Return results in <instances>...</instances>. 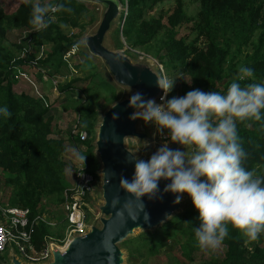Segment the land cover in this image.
I'll return each instance as SVG.
<instances>
[{"label":"trees","instance_id":"1","mask_svg":"<svg viewBox=\"0 0 264 264\" xmlns=\"http://www.w3.org/2000/svg\"><path fill=\"white\" fill-rule=\"evenodd\" d=\"M40 1L26 0L11 13L0 6V171L4 183L11 186L9 204L28 207L33 218L42 214L44 199L58 214L56 231L44 221L34 225L31 242L37 252L49 235L55 239L63 236L66 222L61 204L67 163L62 155L66 149L62 137L50 136L54 116L48 114L50 104L45 101L50 100L49 94L36 98L24 91L14 92V70L31 63L56 72L64 49L74 43L64 27L85 26L82 20L91 7L78 0H51L52 12L43 9ZM165 1L173 2L171 12L156 9V14L146 15ZM185 1L126 0V13L121 11V24L115 31L117 37L122 34L126 53L131 49L151 53L178 79L177 125L183 126L185 118L202 113L211 96H217L224 115L231 114L229 120L204 125L198 137L201 143L209 136L221 142L219 151L205 153L217 162L209 168L218 178L212 194L228 209L216 218L202 206L205 197L120 245L127 249L130 264H159L150 259L164 247L171 251L175 245H179L181 259L175 256L174 261L169 258L163 264H264V0H189L198 2L193 16L186 13ZM89 20L93 21L92 16ZM183 22H191V37L177 36L176 27ZM13 28L26 31V40L13 43L23 50L22 57L5 42ZM43 41L51 44L50 50L43 57H33L29 44L39 46ZM116 45L122 43L116 41ZM79 53L82 60L75 66L86 74L57 83L58 92H72L77 83L89 81L82 92L100 85L111 95L106 102H112L115 84L101 76L94 57L85 49ZM171 95L168 92L170 104L174 101ZM91 103L88 94L73 106L78 115L76 129L85 130L88 137L81 141L70 133V141L84 146L80 155L95 174L99 162L93 141L99 113ZM211 238L221 245V253L211 251L207 241ZM204 251L210 255L198 256Z\"/></svg>","mask_w":264,"mask_h":264},{"label":"rangeland","instance_id":"2","mask_svg":"<svg viewBox=\"0 0 264 264\" xmlns=\"http://www.w3.org/2000/svg\"><path fill=\"white\" fill-rule=\"evenodd\" d=\"M24 1L26 0H0V6L5 9L6 13H11L15 11L18 5ZM50 1L51 0H41L40 2L43 4V9H51V11L54 12V6H49ZM90 6V12L85 16V19L82 20L85 23V26H76L72 28L64 27L65 34H67L68 37H71L74 43L70 47L64 49L62 53L63 62L60 68L55 72V70L45 67L40 68L39 66L31 63L24 64L26 65V67H24V65H21L14 70L16 72L15 75H18V78H15V81L12 85L14 92L20 93L21 91H24L36 98L37 96L46 97L47 94H49L48 98L50 100L45 99V101L50 104L48 114L54 116V120H52V134H50V136L62 137L64 140L63 144L66 151L62 156L67 163V166L65 167V185L68 189L73 185L76 168H83L89 172H92L93 170L91 166H88L87 164V166L84 165V158L80 155V152L85 149L84 146L79 145L77 147L70 141V133H74L73 130L77 128L76 125L78 117L73 106L77 102L83 100L88 94H90L92 100L91 104L95 109L98 110L99 113L96 122L97 126L102 112L111 104L124 97L127 93L131 92L130 88L119 86L113 82L112 78L107 72V69L105 68V66H103L101 60L97 57L93 58V61L97 65V71L101 74V76L109 79L116 86V97L112 98V102H106L105 98L110 97L111 95L109 91H106L100 85L96 87L94 85H91L90 89H88L85 93L82 92L83 88L89 85V81L77 83L75 89L72 92L68 93H59L56 89L57 83L62 84L73 77H83L86 74L79 68H76L75 65L82 60V56L79 51L85 49L83 41L84 36L89 34L95 28L100 19V6L96 4H90ZM156 9H164L168 12H171V10L173 9V2L171 3L169 1H165L163 3H160L155 9H151L146 15L156 14ZM185 10L188 15H195L198 11V2L186 0ZM90 16H92L93 21L89 20ZM120 24L121 21L119 22L118 16L117 18H115L112 26L110 27V30L107 32L105 40L106 45L112 50H120L121 52L126 54L132 61H136L139 59L149 60L153 64L154 70L160 75V68H162L166 75L167 84L169 82L167 88V103L170 104L168 102V92L172 94L171 96H173V103L178 102V79L176 77L175 79L172 78V76L169 75L168 72H166L165 67H163L162 64L158 62L157 58H154L151 53H144V51H142L141 49L130 50L129 53H126L125 50L128 48L126 46L125 40L121 33H119L117 37V32L115 31L117 26ZM190 26L191 22H183L177 25V36L188 35L189 37H191V35L189 34ZM26 37V31H23V29L19 28H13L12 30L8 31L5 42L10 45V48L15 51L16 55L22 57L24 55L23 50L16 48L13 43H21L23 40H26ZM116 41H120L122 43V46H115ZM29 45L31 55L35 58L43 57L51 47V44L46 41H43L39 46L33 43H30ZM25 46H27V44ZM141 55H143L144 57L141 58ZM38 71L43 75L40 77L37 76L36 72ZM19 73H22L23 75L19 76ZM176 76L178 77V75ZM25 78H29V80ZM183 78L189 81L188 76L184 75ZM93 81L97 82L96 78ZM136 116H145V118L148 116L147 118H149V120H145L144 124L141 125V122L138 123V130H143V127L147 128L149 130V133L151 132V137L148 140L144 138L142 140H138L134 137H128L125 139V146L129 150H131L137 157L142 158L143 156L149 154L151 150H156L160 146L170 144L174 141V139L180 138L182 136L184 137V143L180 148V154L183 163L189 167V170L185 172L182 183L180 185V206L171 214L170 217H172V215L174 214L183 212L187 206H190L191 202H199L200 199L207 197L205 204H203L202 206L206 211L210 212L216 218H218L224 210L228 209V205L225 202L220 203L219 201H217L212 194L213 192H216V189L218 187V178L209 170V168H212L217 164V162L214 157L206 154L205 152L219 151L221 142L218 138H214L213 136L207 137L205 143H201L198 139L200 130L204 125L210 122H220V120L223 121L231 119V114L224 115L221 102H218L217 96L210 97V102L205 107L202 113L195 115L190 119L185 118L183 126L177 125L176 122L174 124L173 121L170 123L173 128H169V126L166 125V118H164L161 122H158L157 120L153 121V118L151 116V108L138 110L136 112ZM159 125L166 129V133L169 139L162 140L161 138L157 137L156 130ZM173 132L175 133L174 135ZM100 167L101 165L99 163V168L95 170V180L93 182L92 192L87 197L88 206L90 209H92V211L90 212L86 211L87 223L89 221L91 222L94 219L95 215L99 213L98 206L103 203L101 191L102 176L99 171ZM155 167L160 171H164V163L159 164V166ZM2 176V172L0 171V207L4 208L11 206L9 204L11 186L4 183V179ZM41 207H43L41 215L46 220V225H48L52 231H56V218L58 217V214L54 209V206L52 205V203H49L47 202V200L43 199L41 202ZM170 217H168V219ZM1 218L3 217L1 216L0 210V219ZM96 223L98 224V220H96ZM156 227H153L152 230ZM64 231L65 228L62 233H64ZM142 231L143 230L140 228H135L132 234L129 235L126 239L137 236ZM62 237L55 239L53 236L49 235L47 237V241L49 243H53L56 247L61 248ZM207 241L213 247L211 251L215 253H221V245L218 244V242H216L214 238L208 239ZM120 247L122 251L121 264H130L127 260V249L124 248V244L120 245ZM169 248L170 247H164L159 254L150 259V262L163 264L169 258L172 262L175 260V256H178L181 259V256L179 255V245H175L174 248H171V251H169ZM9 252H13L19 258L17 248L14 244H12L11 248L7 247L5 248L3 253H0L1 262L5 261L6 264H9ZM207 252L204 251V253H198V256H200L201 258L208 257L210 254ZM198 259L199 257H196V261ZM138 260H140L139 257Z\"/></svg>","mask_w":264,"mask_h":264},{"label":"water","instance_id":"3","mask_svg":"<svg viewBox=\"0 0 264 264\" xmlns=\"http://www.w3.org/2000/svg\"><path fill=\"white\" fill-rule=\"evenodd\" d=\"M100 6V19L84 36V48L101 60L113 82L131 89L105 109L95 130L94 153L100 163L103 203L83 234L73 235L63 248L49 243L51 258L38 264H121L120 244L135 228L152 230L180 206V185L189 167L180 148L184 137L137 157L125 139H150L147 128L138 130L149 118L136 112L149 107L161 93V77L146 59L132 61L120 50H112L106 35L120 16V0H78ZM164 163V171L155 166ZM98 220V224L96 223ZM9 264H29L9 252ZM0 264H6L0 261Z\"/></svg>","mask_w":264,"mask_h":264},{"label":"built area","instance_id":"4","mask_svg":"<svg viewBox=\"0 0 264 264\" xmlns=\"http://www.w3.org/2000/svg\"><path fill=\"white\" fill-rule=\"evenodd\" d=\"M126 5L127 2L125 0V3L122 4L121 8V11H124V13H126ZM143 55L140 57L143 58ZM24 67H26V65ZM160 71L161 93L155 101H152L149 104L148 108H151L153 121L157 120L158 122H161L164 118H166V125H168L169 128H173L170 123L174 121L175 124L174 115L178 102L171 105L167 103V88L169 82L167 84L166 75L162 68H160ZM22 75V73H19V76ZM15 78H18V75H15ZM25 79L29 80V78ZM73 132L81 141L86 140L88 137L85 130L75 129ZM156 135L162 140L169 139L166 129L160 125L156 130ZM84 165L87 166L86 163H84ZM94 180L95 174L83 168H76L72 187L69 189L65 188L63 192V202L61 204V208L64 212L66 225L63 233L64 235L61 239V248L65 246L66 242L73 235L83 234L87 229L90 221L88 223L86 221V211H92V209L88 206L87 197L92 192ZM0 210L1 216L3 217L0 219V253H3L7 247L11 248L12 244H14L17 248L19 259L25 261L26 263L38 264L51 258L48 241L45 243L44 248L38 252L33 249L31 242V233L34 229V225L39 221L46 222L41 214L30 218V209L28 207L19 206L0 207Z\"/></svg>","mask_w":264,"mask_h":264},{"label":"crops","instance_id":"5","mask_svg":"<svg viewBox=\"0 0 264 264\" xmlns=\"http://www.w3.org/2000/svg\"><path fill=\"white\" fill-rule=\"evenodd\" d=\"M8 256H9V253H8Z\"/></svg>","mask_w":264,"mask_h":264}]
</instances>
